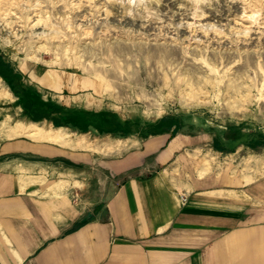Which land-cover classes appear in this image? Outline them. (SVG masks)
<instances>
[{
    "label": "rangeland",
    "instance_id": "rangeland-1",
    "mask_svg": "<svg viewBox=\"0 0 264 264\" xmlns=\"http://www.w3.org/2000/svg\"><path fill=\"white\" fill-rule=\"evenodd\" d=\"M23 90L52 117L90 112L117 130L39 120L65 145L88 131H199L264 177V0H0V95Z\"/></svg>",
    "mask_w": 264,
    "mask_h": 264
},
{
    "label": "crops",
    "instance_id": "crops-1",
    "mask_svg": "<svg viewBox=\"0 0 264 264\" xmlns=\"http://www.w3.org/2000/svg\"><path fill=\"white\" fill-rule=\"evenodd\" d=\"M21 111L0 95V264H264V177L212 136L88 131L68 146ZM203 150L221 160L204 167Z\"/></svg>",
    "mask_w": 264,
    "mask_h": 264
},
{
    "label": "trees",
    "instance_id": "trees-1",
    "mask_svg": "<svg viewBox=\"0 0 264 264\" xmlns=\"http://www.w3.org/2000/svg\"><path fill=\"white\" fill-rule=\"evenodd\" d=\"M24 92L25 90H23L21 94L18 92L17 93L15 92L18 97L17 104L23 108L25 113L30 117L32 121L38 122L42 118H47L53 122L54 126H73L80 130L86 129L89 126L100 128L98 126L99 124H96L94 121L86 118L87 116L93 115L90 112H82V113L80 112L82 114L81 116H71V115L69 116L68 113L66 112H65L66 113L65 115L63 114V112L62 113L60 112V116H59L60 118H56L55 116L52 117L50 116L49 112L44 113L43 108L39 107V105L42 104L40 103L39 100L37 103H40V104L38 105L33 104L31 100L29 101V99L25 95H23L25 94ZM101 122H102L101 124L102 126H105L107 123V121L103 120V118L101 119ZM99 130L101 132H104V131H110V132L115 131L116 132L117 131V130H111V129H105V128L103 129L100 128ZM150 131L151 133H155V132H160L163 130H150ZM134 132L136 131H129L128 133L121 132L120 135L126 136Z\"/></svg>",
    "mask_w": 264,
    "mask_h": 264
},
{
    "label": "bare ground",
    "instance_id": "bare-ground-1",
    "mask_svg": "<svg viewBox=\"0 0 264 264\" xmlns=\"http://www.w3.org/2000/svg\"><path fill=\"white\" fill-rule=\"evenodd\" d=\"M37 59H38V58H37ZM4 92H5L6 95L11 96V93H10L8 90L5 89ZM57 129H58V128H57ZM51 130H52V129H51ZM51 130H50V131H51ZM58 130H60V129H58ZM56 131H57V130H56ZM49 134H50V133H49ZM59 134H60V133H59ZM45 136H46V135H45Z\"/></svg>",
    "mask_w": 264,
    "mask_h": 264
},
{
    "label": "built area",
    "instance_id": "built-area-1",
    "mask_svg": "<svg viewBox=\"0 0 264 264\" xmlns=\"http://www.w3.org/2000/svg\"><path fill=\"white\" fill-rule=\"evenodd\" d=\"M181 199H182L183 202L186 200L185 197H183V196H181Z\"/></svg>",
    "mask_w": 264,
    "mask_h": 264
}]
</instances>
